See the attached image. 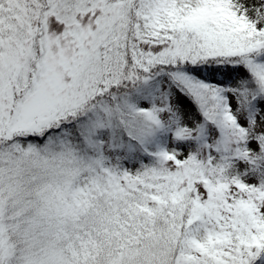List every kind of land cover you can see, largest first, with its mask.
Listing matches in <instances>:
<instances>
[{"label": "snow or ice", "instance_id": "snow-or-ice-1", "mask_svg": "<svg viewBox=\"0 0 264 264\" xmlns=\"http://www.w3.org/2000/svg\"><path fill=\"white\" fill-rule=\"evenodd\" d=\"M0 264H264V0H0Z\"/></svg>", "mask_w": 264, "mask_h": 264}]
</instances>
